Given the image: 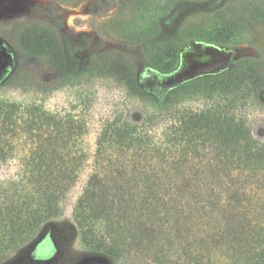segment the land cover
Segmentation results:
<instances>
[{
    "label": "trees",
    "instance_id": "trees-1",
    "mask_svg": "<svg viewBox=\"0 0 264 264\" xmlns=\"http://www.w3.org/2000/svg\"><path fill=\"white\" fill-rule=\"evenodd\" d=\"M119 1L130 6L124 39L150 47L161 73L173 71L184 33L171 32L173 23L185 20L191 0ZM247 18L264 20V0H223L189 32L232 43ZM18 46L44 58L66 84L112 77L152 109L136 120L114 119L98 137L71 214L90 255L109 264H264V127L255 129L248 114L257 108L264 114V63L254 59L149 89L122 56L102 64L81 59L49 25L25 26ZM191 99L201 107L184 105ZM160 115L166 119L157 133ZM72 125L42 103L0 99V161L21 141L33 145L17 175L0 187V258L36 241L62 215L87 161L72 149L80 136L70 133Z\"/></svg>",
    "mask_w": 264,
    "mask_h": 264
},
{
    "label": "rangeland",
    "instance_id": "rangeland-1",
    "mask_svg": "<svg viewBox=\"0 0 264 264\" xmlns=\"http://www.w3.org/2000/svg\"><path fill=\"white\" fill-rule=\"evenodd\" d=\"M223 0H191L184 11V21L175 20L171 32L184 31L180 37V57L173 71L163 74L152 60L150 47L129 43L126 21L130 6L119 0H1L0 5V99L23 104L42 103L66 123L73 122L70 133L78 136L73 151L82 150L87 161L71 188L62 215L37 233V240L0 258V264H109L89 254L71 221L72 208L92 172L96 142L105 125L114 119L136 120L149 105L130 96L112 77H82L66 84L48 66L44 58H34L18 46L20 31L31 23L49 25L68 38L72 51L81 59L96 62L122 56L135 70L143 84L172 87L193 78L215 74L227 68L246 66L258 59L264 63V20L247 18L241 23V37L232 43H217L194 36L190 29L207 23L213 10ZM187 15V16H186ZM38 89H44L38 90ZM191 108L201 107L198 99L184 102ZM253 126L264 127L261 110L250 109ZM162 115V114H161ZM156 118L153 128L163 131ZM82 125V128L77 125ZM80 128V129H78ZM82 133V134H81ZM25 139V137H24ZM20 142L6 161H0V187L21 169L24 156L33 145ZM30 147V148H29Z\"/></svg>",
    "mask_w": 264,
    "mask_h": 264
},
{
    "label": "flooded vegetation",
    "instance_id": "flooded-vegetation-1",
    "mask_svg": "<svg viewBox=\"0 0 264 264\" xmlns=\"http://www.w3.org/2000/svg\"><path fill=\"white\" fill-rule=\"evenodd\" d=\"M2 3H1V0H0V5H1Z\"/></svg>",
    "mask_w": 264,
    "mask_h": 264
}]
</instances>
